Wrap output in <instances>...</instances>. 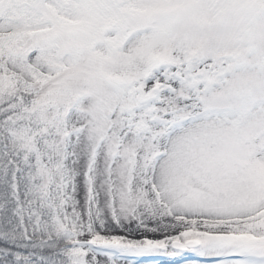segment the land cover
<instances>
[{
  "label": "snow or ice",
  "instance_id": "snow-or-ice-1",
  "mask_svg": "<svg viewBox=\"0 0 264 264\" xmlns=\"http://www.w3.org/2000/svg\"><path fill=\"white\" fill-rule=\"evenodd\" d=\"M0 264H264V0H0Z\"/></svg>",
  "mask_w": 264,
  "mask_h": 264
}]
</instances>
